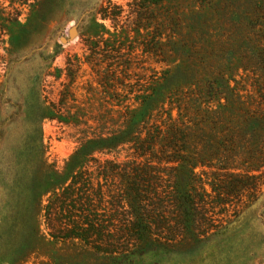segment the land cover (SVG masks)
Masks as SVG:
<instances>
[{
  "label": "rangeland",
  "instance_id": "rangeland-1",
  "mask_svg": "<svg viewBox=\"0 0 264 264\" xmlns=\"http://www.w3.org/2000/svg\"><path fill=\"white\" fill-rule=\"evenodd\" d=\"M41 116L46 167L22 187L41 207L0 227V264H264V0H0V121L19 135ZM99 137L100 163L144 169L148 204L203 184L205 217L174 241L73 237L43 209L59 191L46 175L64 180Z\"/></svg>",
  "mask_w": 264,
  "mask_h": 264
},
{
  "label": "trees",
  "instance_id": "trees-1",
  "mask_svg": "<svg viewBox=\"0 0 264 264\" xmlns=\"http://www.w3.org/2000/svg\"><path fill=\"white\" fill-rule=\"evenodd\" d=\"M38 103L46 108L44 103L39 100ZM50 106L54 108L52 103ZM42 118L44 116L23 120L24 132L19 135L13 134L10 129L12 120L4 118L0 121L1 228L19 225L22 219L18 215L40 210L42 195H34L32 203H29L31 197L24 198L22 187L29 169L35 167L43 170L46 167L42 140L35 135V127L39 132ZM179 134L181 135V131ZM105 138H88L72 153L65 163L64 180H59L53 171L45 174L53 181L52 186L59 185V191L56 190L54 198L43 204V209L47 216L60 217V221L64 219L66 225H72L79 230L73 237L117 246L124 243L127 239L124 234L131 235L130 232L133 236L137 235L134 239L142 240L140 232L145 229L159 237L161 236L158 231L165 230L167 236L161 238L174 241L175 237L172 236L175 235L172 232H182L188 222L194 223L198 218L205 217L207 212L201 210H208L205 205L209 206V193L203 184H199L197 189L193 186L187 188L186 183L170 185L172 188L164 190L163 195L155 192L153 198L157 200H152L151 197L148 204L143 193V177L146 174L144 169L137 165L116 164L108 160L100 163L96 158L95 153L101 152V147L111 144L107 142L112 140ZM9 139V145H5L4 141ZM136 146L141 149V145ZM91 162L95 163L94 168ZM163 202L168 206L158 209ZM210 219L206 226L207 231L217 227V224H213L214 219ZM152 225L155 226V231H147ZM129 227L130 230L127 231Z\"/></svg>",
  "mask_w": 264,
  "mask_h": 264
},
{
  "label": "water",
  "instance_id": "water-1",
  "mask_svg": "<svg viewBox=\"0 0 264 264\" xmlns=\"http://www.w3.org/2000/svg\"><path fill=\"white\" fill-rule=\"evenodd\" d=\"M75 33V27H71L69 31V35H73Z\"/></svg>",
  "mask_w": 264,
  "mask_h": 264
}]
</instances>
